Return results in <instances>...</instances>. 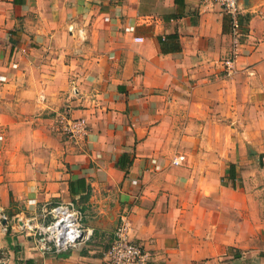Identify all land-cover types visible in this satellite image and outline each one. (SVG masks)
Instances as JSON below:
<instances>
[{
    "label": "crops",
    "instance_id": "crops-1",
    "mask_svg": "<svg viewBox=\"0 0 264 264\" xmlns=\"http://www.w3.org/2000/svg\"><path fill=\"white\" fill-rule=\"evenodd\" d=\"M239 1L235 43L215 0H0V264H101L126 210L148 264H264V0ZM70 200L90 239L43 251L21 222Z\"/></svg>",
    "mask_w": 264,
    "mask_h": 264
},
{
    "label": "built area",
    "instance_id": "built-area-1",
    "mask_svg": "<svg viewBox=\"0 0 264 264\" xmlns=\"http://www.w3.org/2000/svg\"><path fill=\"white\" fill-rule=\"evenodd\" d=\"M220 3L229 19L231 34L234 42L239 43L242 33L243 10L239 0H215ZM142 40V38H138ZM234 56L226 61L228 67H233ZM78 93V88L73 90ZM61 130L71 140L83 141L89 134V124L85 117H72L68 113L60 114ZM186 161L184 154L173 157L174 165H181ZM51 219L48 222L33 226L29 221L21 222L22 229L34 230L40 238L42 250L56 254L86 242L92 235V229L85 227L83 212L72 200L54 205L50 211ZM3 220H7L4 212L0 213ZM132 222L130 212L126 210L120 215L113 240L101 264H148L147 253L142 245L131 237Z\"/></svg>",
    "mask_w": 264,
    "mask_h": 264
},
{
    "label": "rangeland",
    "instance_id": "rangeland-1",
    "mask_svg": "<svg viewBox=\"0 0 264 264\" xmlns=\"http://www.w3.org/2000/svg\"><path fill=\"white\" fill-rule=\"evenodd\" d=\"M252 113V112H251ZM250 113V114H251ZM248 133L249 135L251 134L252 138L254 139L251 140L250 142V147H249V151H255L257 153H260L261 150L264 151V149H260L259 146L262 147V145L260 143H263L264 142V137L261 138V133H260V130L257 129L256 126H252L248 129ZM260 149V150H259ZM257 150V151H256ZM252 151V152H253ZM261 165L264 166V158L261 159ZM51 219V214H49L48 210L45 211V215H44V220H42V223H45V222H48L49 220Z\"/></svg>",
    "mask_w": 264,
    "mask_h": 264
}]
</instances>
